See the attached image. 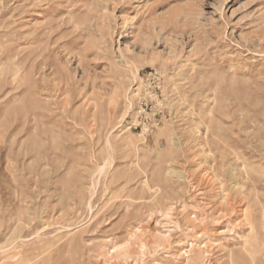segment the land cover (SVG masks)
<instances>
[{"label":"rangeland","instance_id":"1","mask_svg":"<svg viewBox=\"0 0 264 264\" xmlns=\"http://www.w3.org/2000/svg\"><path fill=\"white\" fill-rule=\"evenodd\" d=\"M264 264V0H0V264Z\"/></svg>","mask_w":264,"mask_h":264},{"label":"bare ground","instance_id":"2","mask_svg":"<svg viewBox=\"0 0 264 264\" xmlns=\"http://www.w3.org/2000/svg\"><path fill=\"white\" fill-rule=\"evenodd\" d=\"M200 253L198 251H195V253L187 256L185 264H198L199 263L198 262L199 257H201V256H199ZM232 264H233V262H232Z\"/></svg>","mask_w":264,"mask_h":264}]
</instances>
